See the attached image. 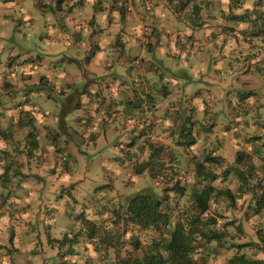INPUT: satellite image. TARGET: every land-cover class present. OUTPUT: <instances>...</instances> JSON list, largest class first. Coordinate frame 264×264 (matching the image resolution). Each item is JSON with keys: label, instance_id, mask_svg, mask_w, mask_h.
<instances>
[{"label": "crops", "instance_id": "crops-1", "mask_svg": "<svg viewBox=\"0 0 264 264\" xmlns=\"http://www.w3.org/2000/svg\"><path fill=\"white\" fill-rule=\"evenodd\" d=\"M9 1L0 0V79L13 62L22 64L24 74L15 73L10 78L4 75L5 82L0 80V94L7 114L3 115L6 117L2 126L10 129V135L4 133L3 138L0 137V264H53L52 259L58 254L61 257L63 250L46 246V241L62 239L67 218L61 220L60 204L54 200L55 192L67 185L53 178L49 185L43 184L45 187L32 183L26 191L15 183L27 165L35 166L31 164L34 157L30 152L34 144L26 140L29 137L36 138L35 147L44 148L47 159L58 160L57 165L47 163L48 168L42 167L41 173L49 172L53 176L68 168V165L60 167L59 155H69L70 159L78 161L87 154L85 149L93 142L95 147L104 150V146L114 141V151L120 150L119 156H123L120 159L128 175L134 167L130 159L144 154L149 156L146 160L156 162L178 156H183L181 160H189L187 151L199 154L197 158L200 155L229 158V154L239 151L235 145H244L247 141L245 135L252 127V114L261 106L259 98L264 94V69L260 73L247 74L253 65L252 58L248 55L244 63L237 62L234 66V60H238L235 52L244 57L254 47H264V30H255L253 38L246 36L245 46L238 38L234 39L241 31L236 20L241 0H209L208 3L204 0H179V3L174 0H17L23 14L30 17L29 26L21 22L15 25ZM157 2L164 8L158 7ZM258 2L243 0L242 9L256 18L264 13V3L258 5ZM140 6L142 8H138ZM75 10H84L89 30L77 36L73 46L77 51L70 52L69 64L60 66L54 59L49 62L44 56L45 52H53L61 45L49 31L54 30L51 26L47 32V40L51 41L49 50L42 49L41 55L28 54L26 57L23 52L22 56L15 55L14 46L3 40L11 33L14 41L32 39L39 23L53 18L58 11H67L68 20L77 24L75 14L71 15ZM151 11L154 17L145 24L141 13ZM169 12L172 20L167 26L162 17ZM126 15L128 20L119 28L122 24L115 23L114 18ZM136 24L142 25V39L136 38L141 52L138 57L128 55L125 42L115 38L120 29L137 31ZM4 27L7 30H3ZM136 45L137 42H133L135 50ZM88 49L91 50L90 59ZM83 50L87 51L84 54L88 55V61L82 66L80 59H84L80 52L82 54ZM107 51L118 52L109 60L105 58ZM262 56L260 54V58ZM93 59L103 60L102 65H96ZM258 63L264 65L261 60ZM53 67L61 71L48 78L45 69ZM135 71L147 73L138 75L143 85L140 89L130 86L135 83L132 76ZM111 75L113 84L107 78ZM194 75L200 77V83ZM0 112H3L1 108ZM227 113L233 117L230 122L236 123V128L226 125ZM237 115L242 116L240 122ZM57 124L70 139H80L83 147L76 148L72 154V144L66 142L64 145ZM192 137L196 142L188 146ZM35 147L34 153L41 152ZM125 159L129 160V165L125 164ZM64 172L69 178L74 174L72 170ZM81 187L84 185L79 189ZM5 189L8 190L6 195ZM131 189L124 190L126 195L134 193ZM64 214L66 216L67 212ZM96 235L91 241L98 240ZM92 248L89 244L82 252H63L62 261L67 264H119L107 255L105 248H93V251Z\"/></svg>", "mask_w": 264, "mask_h": 264}, {"label": "rangeland", "instance_id": "rangeland-1", "mask_svg": "<svg viewBox=\"0 0 264 264\" xmlns=\"http://www.w3.org/2000/svg\"><path fill=\"white\" fill-rule=\"evenodd\" d=\"M16 1L17 0L9 1V3H12V7L10 9H13L12 13L15 25L21 22L22 24L29 26L31 24L30 17L26 16L27 13L23 14L20 3H16ZM208 1L209 0H204L205 3H208ZM223 1L226 0H219L218 2ZM257 1H259L258 5L264 3V0ZM174 2L179 3V0H174ZM157 6L161 9L164 8L159 2H157ZM242 6L243 0H241L240 6H238L236 9V20L237 24H239L241 27V31L236 33L234 39L236 40L238 38L240 42H242V46H245L244 43L246 36H252L253 38L252 33L255 30L259 28L264 30V13L256 18H252V13L243 10ZM138 8H142V6ZM73 13L75 14L77 24L68 20L69 16L67 15L69 14L67 11H58L56 15L54 14L53 18L51 17V19H47L45 21L43 20L41 23H39L40 26L37 28L35 32L36 34L33 35L32 39L23 41L22 38H20L19 40L15 39L14 41L11 39V34H13L11 33L3 40L4 42H9V46H14L13 52L15 55L22 56L21 52L26 53V57H28V54H36L35 56L41 55L43 54L42 49L49 50V44L51 41L47 40V32L48 27L51 26L54 28V30L49 31L56 36L55 41H60L61 45H58L56 50L53 52H45L44 56H46L45 58L48 59L49 62H51V59H54L55 62L60 64V66H62L63 63L69 64L68 60L70 58L69 56L71 55L70 52L77 51L76 49H73L74 44L77 42V36L80 34L85 35L86 31L89 30V24H86L85 22L86 15L84 10L72 11L71 15H73ZM141 17L143 22L148 24L151 22V18L154 17V14H152V11L149 13L142 12ZM162 18L163 21H165L164 23H166L168 26L170 23L169 21L172 20V14L170 12L164 13ZM114 20L115 23L122 24L121 26L119 25L120 28L124 26L123 22L128 20V15H126L124 18L118 16L114 18ZM135 23H137L136 20ZM134 28L137 31H134L133 28H125V31L120 29L119 32L117 31L115 38H119V40L125 42V51L128 53V55L138 57L141 55V52L139 41L136 38L142 39V25L136 24ZM3 30L7 29L4 27ZM99 34L101 33L99 32ZM181 34L183 35V31H181ZM224 34L228 35L225 31ZM90 35L88 34L89 37ZM101 42L103 45H106L103 40ZM133 42H137V45L134 46L137 50L132 48ZM21 47L23 48L22 51ZM158 47L159 46H157V49ZM28 49L31 53H28ZM257 50L260 54H263L261 58ZM253 51L255 53H253ZM84 52L87 51L83 50L82 54L80 52V56L84 59H80L82 66L87 64L88 55L89 59L92 57L91 50L88 51V55L84 54ZM116 52L118 51H107L105 58L112 60V58H114V53ZM148 53L149 52H147L145 56H147ZM235 54L238 56V60H234V66L237 62V64L244 63V59L248 55H250L252 58L253 65L247 74H251L254 71L260 73L261 69H264V65L262 66L258 63L259 60L264 63V47H254L251 53L250 51L246 52L244 57L239 56V53L235 52ZM162 56L164 55L162 54ZM102 61L103 60L98 61L97 59H93V63L97 62L96 65H102ZM59 71H61V68L56 69L53 67L49 70L45 69V74L48 76V78H52ZM144 74L147 75V73H141L139 71L132 73L133 78H135V83L130 84V86L137 87L138 89L143 87L142 83L138 81V75L143 76ZM4 75L5 74L1 75L2 80L4 79ZM107 78L111 79V84L114 83V77L112 75L108 76ZM193 78L197 83L201 82L200 77L194 75ZM3 81L5 82V80ZM76 81L79 82V79H76ZM131 82L134 81L131 79ZM0 100V108L3 111L0 112V137L3 138V134H9L10 129L6 126H2V123L6 117L3 115L7 114L4 112L6 109L4 107L6 103H3L1 94ZM259 100L261 106H258L257 109H255V112L252 114V127L249 128V133L245 135L247 141L244 145H235V148L239 149L238 152L250 153L252 156V161L249 162L247 160L245 163L236 164L235 160L238 153L236 152L234 154H229V158L221 157V159L224 161H222V165L220 164L221 162H219L218 165L215 163L211 165L213 171H216L215 173L218 175V178L214 181V184L219 190H230L233 193V197L229 198L228 195L224 193H217L218 195L215 194L211 201L210 214L218 217L217 227L222 230L227 229L228 234L223 246L218 247L217 242L208 244L207 250L211 252L208 264H227L232 257L235 255L239 256L241 254H244L248 259L254 260V264H264V242L262 241V237H264V208L259 212H255V203L259 199V195L264 192V94L260 96ZM237 112L240 113L239 110ZM225 117L228 120L226 125L236 128V123L230 122L233 117L229 113L225 114ZM237 117L240 118L238 119L240 122L242 120V116L237 115ZM108 125L109 123L107 122V126ZM57 130L61 132L60 126L58 124ZM61 134L63 137H65V139H67L65 140L61 136V139L65 141V146L67 145L66 142H70L72 144V154L75 153L76 148L79 150L83 147L84 144L80 139H70V137L66 134L62 132ZM254 134L257 135V138L253 137ZM35 139L36 138L30 137L26 139L28 142L34 144V146H32L30 143H28V145L33 147L32 151L30 152H32L34 162L31 164H35V166L27 165L25 167L24 174L19 176L15 183L18 185V188H25L26 191L30 189L29 185L32 183L41 185V188L45 182H47L49 185V181L53 178L67 185L61 187L58 192H55L56 199L54 200L60 204L58 210H60L59 214H61V220L65 219V217L67 218L66 224L64 225L62 239L59 240L62 241L65 239V241L61 244L60 242L46 241V246L52 245L59 249H63L61 250V257L60 254H58V257H54L52 259L53 264H67L62 261L63 256H65L63 255V252H82L83 250H87L89 248V244H92L93 248H105L107 250V255L112 256L114 261L120 263V260L125 256V253L122 252V254L119 255V249H122L123 251L130 249L132 244L131 238L133 236H138L143 245L147 247L156 245V243L162 238H167L168 231L166 232L155 228L141 230L138 228V226H134L133 224L129 223V221L124 216H119V214H123L122 209L126 207L125 201L127 195L124 190L127 188H132L131 192L134 191L133 194H135L145 188L154 189L159 195H161V197L164 198L163 208L165 211L170 213L171 219L174 220L182 209L191 206L190 202L192 199L190 194L192 191L191 189L196 182V165L198 162L203 161L206 157L200 155L197 158L196 155L199 154L187 151L185 154L186 158H190L189 160H181L183 156H178L179 158L173 157L168 161L162 160V162L158 161L157 163H154L152 165L154 168H151L150 166L140 172H137L139 165H147L148 161L151 160H146V157L149 156L144 154L138 158L139 160L130 159V162L134 165L132 169H135L136 172L132 170L131 173L127 175V167L122 164L123 160L120 159L123 156H119L120 150L119 152L114 151V141L111 142V145L104 146V150H101L102 147L100 146L95 147L93 142L90 144L89 149L86 147L85 150L87 154H85V156H83V158L78 161L70 159L69 155H59V163H62V166L60 163V167L65 168L66 165H68V168H65L62 172L58 171V174L53 176V174L49 172L41 173L42 167L45 166L48 168L47 163H55L57 165L58 160L56 158L47 159L46 154L43 153L45 149L41 146L35 147ZM122 145L123 146H121V148H124V144ZM47 146L50 145L47 144ZM34 147L38 148L41 152L34 153ZM106 151L108 152V155H103V153ZM133 154H135V152H133ZM177 159H180L181 161ZM124 162L126 165L130 164L128 159H125ZM65 170H72L74 172L73 176L69 178L64 172ZM240 171L245 173L244 177L246 180L243 179V177H240ZM24 178L27 179L23 180ZM178 180L180 181L181 185L185 186L184 192L182 194L177 192L179 190L175 188ZM24 182L27 184H22ZM80 185H84V187L79 189ZM43 186L45 187V185ZM241 187H243V189H239ZM251 187L255 189L258 194L255 195V191L254 193L252 191L250 192V189H252ZM7 192L8 190L5 189L4 194L6 195ZM63 203H66V206H63ZM46 211L47 210L43 212V215ZM65 212H67L66 216L64 214ZM81 214H85L84 216L87 219L91 217L94 220H99V222H96V225L89 224L90 222H85V224L82 220L78 219V216ZM213 227L215 228L214 224ZM96 234H100V238L97 237ZM91 235H96L98 240L91 241ZM238 245L242 246L239 247ZM199 251L204 252V248L200 249ZM218 251H220V253L217 255Z\"/></svg>", "mask_w": 264, "mask_h": 264}, {"label": "trees", "instance_id": "trees-1", "mask_svg": "<svg viewBox=\"0 0 264 264\" xmlns=\"http://www.w3.org/2000/svg\"><path fill=\"white\" fill-rule=\"evenodd\" d=\"M21 65V63L13 62L8 67L10 69L5 72L6 78L12 77L15 73L24 74ZM189 131V134H191V130ZM195 142L196 139L192 137L187 144L191 146L195 144ZM247 160L249 162L252 161L250 153H237L235 160L236 164L245 163ZM222 161L223 160L219 157L206 156L203 161L197 163L196 182L190 194L192 199L190 202L191 206L182 209L174 220L171 219L170 213L163 208L164 198L154 189L145 188L135 194L127 195L125 201L126 207L122 209L123 214H119V216H124L129 223L138 226L141 230L155 228L166 232L168 231V237L162 238L156 245L147 247L143 245L138 236H133L131 238L132 244L130 249H126L125 251L119 249V255H121L122 252L125 253V256L121 258L119 264H208L211 254V252L207 250L208 244L217 242L218 247L223 246L228 234L227 229L222 230L217 227L218 217L210 214L211 201L215 194L224 193L228 195L229 198L233 197V193L230 190H219L214 184L218 175L215 173L216 171H213L211 165L214 163L218 165L219 162H221L220 164L222 165ZM154 163L157 162L149 160L147 165H139L137 172L150 166L154 168L152 167ZM239 173L240 177L246 180L244 177L245 173L241 171ZM175 188L179 190L177 192L182 194L185 186L181 185L178 180ZM239 189H243V187ZM251 191L254 193L255 189L252 188L250 189V192ZM256 194H258L257 191H255V195ZM263 208L264 192L259 195V199L255 203V212H259ZM84 215L85 214H81L78 216V219L82 220L83 223L90 222L89 224L96 225L99 222V220L87 219ZM91 237H93V235H91ZM98 237L100 238V236ZM64 241L65 239L58 242L61 244ZM262 241L264 242V237H262ZM238 246L241 247L242 245ZM203 248L204 252L199 251ZM219 253L220 251L217 252V255ZM254 263V260L248 259L244 254H241L232 257L227 264Z\"/></svg>", "mask_w": 264, "mask_h": 264}, {"label": "built area", "instance_id": "built-area-1", "mask_svg": "<svg viewBox=\"0 0 264 264\" xmlns=\"http://www.w3.org/2000/svg\"><path fill=\"white\" fill-rule=\"evenodd\" d=\"M64 158V157H63Z\"/></svg>", "mask_w": 264, "mask_h": 264}]
</instances>
